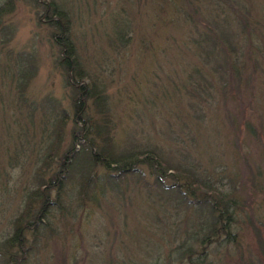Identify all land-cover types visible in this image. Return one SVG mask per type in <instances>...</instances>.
I'll list each match as a JSON object with an SVG mask.
<instances>
[{"label":"trees","instance_id":"1","mask_svg":"<svg viewBox=\"0 0 264 264\" xmlns=\"http://www.w3.org/2000/svg\"><path fill=\"white\" fill-rule=\"evenodd\" d=\"M157 1L167 3L189 33L182 44L180 81L173 82V92L185 97L193 115L214 104L235 132L232 154L241 159L242 172L248 176L240 190L247 194L249 189L248 197L258 199L261 209L253 219L246 216L255 244L238 247L237 217L243 204L236 189H223L155 147L132 142L116 145L107 93L84 66L73 28L75 18L66 1L30 0L56 50L54 63L69 90L70 116L61 107L52 111V126L32 172V187L10 220V234L0 239V264H28L40 238L51 230L50 217L58 212L63 218L68 190H73L76 203L94 202L106 195L123 196L129 183L149 196L148 207L155 205L174 227L165 264H206L207 254L217 247H234L240 264H264V123L252 105L256 86L264 85V0ZM14 5L15 0L0 4V153L8 141V117L13 119L25 105V89L36 71L32 52L8 47L13 27L6 16ZM127 13L122 6L111 15L107 42L114 50L124 49L130 40ZM247 87L253 92L244 95ZM8 89L14 107L8 103ZM67 120L72 127L60 151ZM239 135L247 146L243 152ZM16 164L17 159L7 153L0 160V174ZM163 260L158 256L156 263Z\"/></svg>","mask_w":264,"mask_h":264},{"label":"rangeland","instance_id":"2","mask_svg":"<svg viewBox=\"0 0 264 264\" xmlns=\"http://www.w3.org/2000/svg\"><path fill=\"white\" fill-rule=\"evenodd\" d=\"M65 1L75 18L73 28L84 66L107 93L116 145L132 142L155 147L168 158L196 168L223 189H236L243 204L237 217L238 247L255 244L247 217L253 219L261 209L258 199L248 197L249 189L247 194L240 190L248 176L242 172L241 159L235 160L232 154L235 132L214 104L193 115L185 97L172 90L173 82L180 81L182 44L189 34L186 26L162 1ZM122 6L128 10L131 37L124 49L114 50L107 42L111 15ZM37 10L30 0H15L13 11L6 16L13 27L8 47L32 52L36 71L25 89V105L13 119L8 117V141L0 153L2 161L7 153L8 158L17 159L15 167L0 174V239L10 234V220L32 187V172L45 150L52 111L61 107L70 116L69 90L54 63L57 53ZM9 91L8 103L14 107ZM251 91L247 87L243 93ZM254 91L252 105L264 123V85ZM71 127L67 120L60 151L67 145ZM239 149H247L240 135ZM72 193L71 189L67 192L63 218L58 212L50 217L51 230L40 238L28 264H157L158 256L164 259L174 227L155 205L148 207L151 198L135 185L129 183L123 196L106 195L81 204L72 200ZM206 261L240 264L234 247L212 248Z\"/></svg>","mask_w":264,"mask_h":264}]
</instances>
